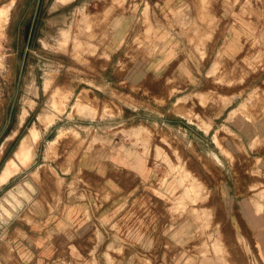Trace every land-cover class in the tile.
Listing matches in <instances>:
<instances>
[{"label":"rangeland","instance_id":"rangeland-1","mask_svg":"<svg viewBox=\"0 0 264 264\" xmlns=\"http://www.w3.org/2000/svg\"><path fill=\"white\" fill-rule=\"evenodd\" d=\"M152 2L0 0V9L9 5L0 23V146L9 148H0V157H9L23 137L35 141L41 155L51 150L59 160L70 149L74 156H92L95 143L119 142L122 152L130 149L152 167L154 191L166 201L153 209L168 219L160 224L163 231L173 237L183 227L188 237L179 261H172L176 247L169 243L154 246L162 260L148 264H185L186 257L199 264L202 254L216 264H264V160L256 159L253 176L240 163L241 140L264 141V133H255L264 114V0H187L177 7ZM221 11L227 17H218ZM112 17L127 18L114 46ZM200 24L210 31L192 35ZM232 39L241 52L227 60L220 51ZM161 41L169 48L151 54L145 47ZM178 42L182 52H170ZM208 42L215 43L210 70L190 68L200 65ZM194 120L205 130L214 122L213 139L221 147L228 143L231 194L242 177L255 180L257 190L224 197L215 192L220 183L214 172L222 171L208 149L200 159L194 153ZM49 125L58 129L57 138L38 140L36 127ZM211 136L201 134L202 142ZM191 182L195 193L185 195ZM158 226L153 223V237L161 234ZM226 232L242 262H234Z\"/></svg>","mask_w":264,"mask_h":264},{"label":"crops","instance_id":"crops-1","mask_svg":"<svg viewBox=\"0 0 264 264\" xmlns=\"http://www.w3.org/2000/svg\"><path fill=\"white\" fill-rule=\"evenodd\" d=\"M152 1L154 3L158 0ZM159 1L169 7H177L187 2V0ZM196 17H201V14L197 13ZM218 17L227 15L221 11ZM112 19L117 22L111 39L114 46L121 42V22L127 18ZM195 31L201 35L208 33L210 28L206 24L202 26L200 24L198 29L192 31V35H195ZM145 47L152 54L153 49L157 52L166 46L161 41L155 46L153 42H146ZM234 47H236L234 40H229L223 51H220L223 53L222 56L229 60L241 52L237 50L238 48L237 51L234 50ZM168 48L169 46L166 47ZM115 51L116 49L112 51L113 54ZM169 51L174 54L182 52L181 43L172 44ZM193 53H196L195 49ZM214 55L215 43L208 42L206 55L201 57L200 65H191L190 68L210 70L214 64L210 59ZM225 121L230 128L236 130L233 119L229 121V117H226ZM213 123L205 130L194 120L192 129L198 135L194 136L193 140L194 153H198L200 159L202 151L208 149L210 160H215L216 166L222 171L219 175L214 172L216 180L220 183L215 192L219 191V196L224 197L238 195L239 191L257 190L253 184L255 180L249 178L245 180L242 177L241 183L236 185L235 193L231 194L232 170L229 168L231 163L224 151H229L230 148L228 143H222L221 147L220 143L213 139L214 133L217 132ZM36 129L40 134L38 140L43 139L47 143L58 136V129L55 128L56 131H53L52 125ZM239 132L243 139V131ZM255 133L259 135L264 133V114L262 123L256 125ZM201 134L212 135L209 142H202ZM51 136L53 138H50ZM28 141V138L23 137L19 146L10 152L9 157L3 161L0 157V195L10 189L17 190L25 181L30 182L33 187L32 200L25 201L26 203L14 212L12 218L0 225V264H148L162 260L159 258L161 254L153 253V247L167 246L169 243L176 247L172 261H179L178 256L187 244L188 237H185L183 227L178 228L176 236L173 237H169L168 233L163 231L160 224L167 225L168 219L162 214L154 216L153 209L154 206L162 208L166 201L154 191L152 167H147L145 161L138 159L135 153L129 152L130 149L124 153L119 142L104 140L95 143L92 156L89 152L84 156L80 153L74 156L70 149L69 155L59 160L53 156L51 150L47 151V156L41 155L37 152L35 141L29 143ZM241 141V166L244 167L246 174L253 176L254 169L259 165L256 159L264 160V141L256 144L251 143L249 138L247 141ZM21 143L27 144L30 149V155L26 160H22L19 154ZM1 145L2 153L8 150L6 142ZM12 163L15 165L6 175V168ZM224 191L225 194L222 193ZM244 197L251 195L244 194ZM154 222L159 224L161 233L159 237L152 236ZM226 234V244L233 247L231 252L234 262H242L244 258L236 249L237 242L229 232ZM204 257L202 254L199 264L217 263L214 259ZM191 261L192 258L186 257L185 264Z\"/></svg>","mask_w":264,"mask_h":264},{"label":"bare ground","instance_id":"bare-ground-1","mask_svg":"<svg viewBox=\"0 0 264 264\" xmlns=\"http://www.w3.org/2000/svg\"><path fill=\"white\" fill-rule=\"evenodd\" d=\"M8 8L9 5H7L4 8L0 9V23L5 20L7 12H8ZM146 12V11H145ZM148 14V13H147ZM34 138H36V135L33 134L32 135ZM26 139V138H25ZM22 144V143H21ZM27 145V144H26ZM25 144H22V148H23V159H26L29 157V148L26 146ZM130 162V161H129ZM141 162V161H140ZM179 165V164H178ZM189 168V167H188ZM12 169V164H10L6 170H5V174H9L10 171ZM182 170V169H180ZM190 171V170H189ZM187 172V171H186ZM185 172V173H186ZM191 174V173H190ZM190 176V175H189ZM188 178V177H187ZM186 178V179H187ZM180 182V181H179ZM192 184V182H191ZM181 185V184H180ZM184 185V184H183ZM157 186V185H156ZM190 186V185H189ZM198 186V185H197ZM162 188V187H161ZM199 188V187H198ZM28 189H33L32 184L28 181H25L23 184H20L17 187V190H10L8 191L6 194H4L1 198H0V225L6 221H8L10 218L13 217L14 212L18 209L19 206H21L25 201H28V198H30L28 196ZM200 189V188H199ZM198 189V190H199ZM263 190V189H262ZM195 191V188L193 186V184L190 187H186L185 188V195H187V193L192 194ZM197 192V191H196ZM195 193V192H194ZM180 196V195H179ZM177 199V198H176ZM195 199V198H193ZM191 200V199H190ZM202 201V199H201ZM184 206V205H183ZM187 208V207H186ZM188 210V209H187ZM197 212V211H196ZM199 214V213H197ZM203 214V213H202ZM205 214V213H204ZM200 216V214H199ZM206 223V222H204ZM236 255V254H235ZM240 256V255H239ZM233 257V256H232ZM242 261V260H241ZM237 262V261H236Z\"/></svg>","mask_w":264,"mask_h":264}]
</instances>
